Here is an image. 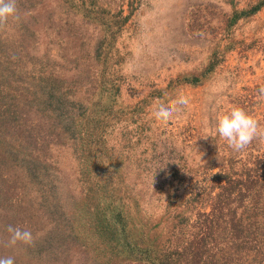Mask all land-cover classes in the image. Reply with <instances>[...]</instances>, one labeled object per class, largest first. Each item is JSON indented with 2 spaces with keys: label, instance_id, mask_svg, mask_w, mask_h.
Instances as JSON below:
<instances>
[{
  "label": "rangeland",
  "instance_id": "1",
  "mask_svg": "<svg viewBox=\"0 0 264 264\" xmlns=\"http://www.w3.org/2000/svg\"><path fill=\"white\" fill-rule=\"evenodd\" d=\"M256 1L17 0L19 19L0 28L1 93L18 107L33 97L37 83H68L106 132L109 175L129 184L140 181L137 166L156 143L184 127L190 131L187 142L194 141L205 131L204 113L211 103L224 108L226 95L241 93V87H264V6L246 16V4ZM222 70L228 74H214ZM84 72L86 80L81 79ZM180 94L189 104L179 118L157 121L153 112L158 103L167 106ZM257 99L258 107L250 112L255 118L264 112V99ZM29 114L34 117L36 110L32 107ZM50 147L52 157L62 155L55 144ZM187 176L201 178L193 170ZM21 180L0 199V257L11 256L15 264H60L59 257L62 264H87L82 259L89 255L83 250L89 241L68 232L73 228L83 236L86 210L80 204L85 192L76 191L74 200L67 197L63 208L50 213L44 211L43 195H28ZM100 185L87 182L96 196L103 190ZM133 188L134 200L141 199L132 232L143 241L165 225L163 202ZM196 208L184 212L190 222ZM43 215L44 230L53 228L64 238L55 256L37 261L29 251L34 246H8L9 225L30 230L34 242L39 241L44 232L33 230ZM136 222L143 224L141 230Z\"/></svg>",
  "mask_w": 264,
  "mask_h": 264
},
{
  "label": "trees",
  "instance_id": "2",
  "mask_svg": "<svg viewBox=\"0 0 264 264\" xmlns=\"http://www.w3.org/2000/svg\"><path fill=\"white\" fill-rule=\"evenodd\" d=\"M262 6L264 0L247 3L246 16ZM220 73L228 71L214 74L219 77ZM86 78L84 72L81 79ZM259 88L258 84L243 86L241 93L226 95L224 108L211 103L204 113L205 131L194 141L187 142L190 131L184 127L173 138L156 143L150 156L137 166L135 173L141 180L129 184L109 175L113 170L109 169L106 132L73 96L68 83L53 79L37 83L33 97L17 107L19 103L1 93L0 80V199L20 176L28 195H34L32 191L41 199L43 195L45 212L63 208L67 197L74 200L78 190L85 192L80 204L86 210L83 236L79 230L68 231L71 238L89 241L83 249L89 255L82 263L264 264V140H254L236 152L213 132L217 117L232 107L249 114L258 107ZM32 107L34 117L29 114ZM256 119L264 126V112ZM51 142L62 155L52 157ZM190 170L201 178L187 176ZM90 180L101 184V195L87 186ZM136 185L148 198L154 195L163 202L165 225L143 241L132 232L141 199L131 195ZM195 207L190 222L184 212ZM45 221L43 215L33 230L44 232L29 250L37 261L55 256L64 240L53 228L44 230ZM136 223L141 230L143 224ZM58 261L63 262L60 257Z\"/></svg>",
  "mask_w": 264,
  "mask_h": 264
},
{
  "label": "clouds",
  "instance_id": "3",
  "mask_svg": "<svg viewBox=\"0 0 264 264\" xmlns=\"http://www.w3.org/2000/svg\"><path fill=\"white\" fill-rule=\"evenodd\" d=\"M18 19L17 0H0V28ZM258 97L264 99V87L258 89ZM188 104L189 98L180 94L167 106L162 102L158 103L153 116L159 122H168L171 119L179 118ZM213 132L236 152L245 150L254 140H264V126L238 106L232 107L228 113L217 117ZM207 138L208 136L204 137V139ZM7 232L10 234L8 246L15 247L18 244L31 246L34 243L33 234L28 229L9 225ZM0 264H15V260L11 256L0 257Z\"/></svg>",
  "mask_w": 264,
  "mask_h": 264
}]
</instances>
